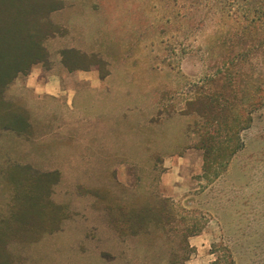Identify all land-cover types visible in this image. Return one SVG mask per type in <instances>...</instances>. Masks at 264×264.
Wrapping results in <instances>:
<instances>
[{"label":"rangeland","instance_id":"rangeland-1","mask_svg":"<svg viewBox=\"0 0 264 264\" xmlns=\"http://www.w3.org/2000/svg\"><path fill=\"white\" fill-rule=\"evenodd\" d=\"M56 1L52 67L28 74L57 81L56 94L5 88L32 131L0 130V220L24 184L42 190L32 173L12 178L24 166L60 173L50 200L65 218L49 209L38 224L57 231L10 241L11 264H264V51L234 67L242 148L215 179L204 177L203 122L188 107L208 75L223 86L233 72L224 58L239 51L246 1Z\"/></svg>","mask_w":264,"mask_h":264},{"label":"trees","instance_id":"trees-1","mask_svg":"<svg viewBox=\"0 0 264 264\" xmlns=\"http://www.w3.org/2000/svg\"><path fill=\"white\" fill-rule=\"evenodd\" d=\"M245 1V25L236 34L237 43L233 45V48L239 51L233 59L230 58L231 55L224 58V64L229 68H237L252 51H264V0ZM62 6V3L56 0H0V130L10 131L18 136L31 133L30 114L20 103L5 97V88L21 76H28L34 66L41 64L46 69H51L50 54L45 42L54 36L56 27L51 23L49 15ZM231 47H227L224 52ZM62 53L70 61H73L72 55L78 54L73 51ZM79 54L83 58L88 57L86 54ZM96 61L99 66H104L101 59L97 58ZM234 62L236 63L233 64ZM70 64H73V67L69 64L65 67L70 70L84 68L75 62ZM234 71L237 69L227 72L229 79L227 76L221 77L225 81L223 86L216 85L217 74L208 75L206 78L209 86L201 89V92L188 102V107L195 111L203 122V130L199 133L196 146L202 152V171L208 180L223 174L231 159L242 148L239 140L241 117L235 111L238 92L231 89L232 82L237 85L239 76H234ZM229 93L231 99L221 102ZM247 120L251 121L250 118ZM17 170L19 173H32L31 179L39 182L42 190L37 183L31 188L24 184L22 192L14 193L12 203L8 206L9 216L0 220V264H11L8 252L10 241H38L44 234L57 231L65 218L60 214L62 209L50 200L52 186L59 180L60 173L33 172L24 166L10 171L13 179L16 178L14 173ZM28 179H25L27 183L30 181ZM49 209L55 211L59 218V224L50 229L37 221H42Z\"/></svg>","mask_w":264,"mask_h":264},{"label":"crops","instance_id":"crops-1","mask_svg":"<svg viewBox=\"0 0 264 264\" xmlns=\"http://www.w3.org/2000/svg\"><path fill=\"white\" fill-rule=\"evenodd\" d=\"M56 83L58 84V82L53 79L47 80L44 83H40L37 75H30L25 79L24 82H21L18 79L14 85L16 87H23L26 90H30L34 96L42 97L43 95L56 94V91H54V89L56 88L54 87Z\"/></svg>","mask_w":264,"mask_h":264}]
</instances>
